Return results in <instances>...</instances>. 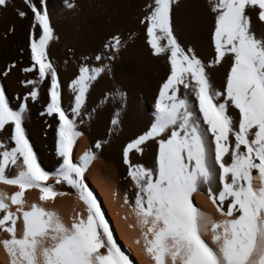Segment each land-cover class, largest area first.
Instances as JSON below:
<instances>
[{
  "label": "snow or ice",
  "instance_id": "1",
  "mask_svg": "<svg viewBox=\"0 0 264 264\" xmlns=\"http://www.w3.org/2000/svg\"><path fill=\"white\" fill-rule=\"evenodd\" d=\"M22 2L31 12L39 34L37 38L29 33L32 66L21 71H35L37 78L21 81L31 88L19 102L18 110L9 106L5 92L0 90V132L10 142H0V184L19 189L10 198L0 195V231L9 237L0 241V245L9 257V264H129L114 243L101 208L83 179L85 170L96 158L94 153L84 152L78 163L70 158L74 141L82 134L75 121L81 115L90 84L97 80L102 69L84 65L79 68L68 85L73 96L69 118L61 107L57 72L46 56V46L53 38L46 0ZM175 2L152 0L140 21L146 25L151 54H166L170 71L159 87L150 126L122 146L123 164L135 189L132 207L140 227L146 229L141 233L145 251L154 264H166V259L171 264H264V38H256L248 15L251 11L264 22V0H209L214 14L211 32L214 57L207 66L191 48L184 49L175 38L170 17ZM72 6L66 3V7ZM8 7L9 0H0V9ZM25 14L17 11L21 18ZM120 43L118 37H113L106 47L116 52ZM224 58L230 60V68L221 93L211 86L207 69ZM12 67L9 65L0 75H7ZM46 79L47 102L41 115L55 114L58 120L56 183L67 185L84 206V215L77 212L68 226L35 205L22 210L21 196L28 188H38L42 201L68 195L41 183L49 174L38 165L22 126L26 102L38 100L37 82ZM181 88L183 96L179 94ZM229 104L238 113V119L228 114ZM87 118L83 117L81 122ZM110 124V130H115L118 112ZM148 141L157 146L153 169L130 160V154L143 153L142 146ZM94 147L99 150L101 144L97 142ZM12 165L22 167L9 178L6 167ZM253 169L259 180L258 188L251 184ZM203 189H207L216 212L225 217L210 224L211 241L218 245L217 251L202 240L201 226L207 227L209 222L191 201L193 193ZM5 200L21 207L15 213L10 212ZM124 203H129L127 197ZM18 219L22 220L20 238L14 227ZM101 248L103 253L99 251Z\"/></svg>",
  "mask_w": 264,
  "mask_h": 264
},
{
  "label": "bare ground",
  "instance_id": "2",
  "mask_svg": "<svg viewBox=\"0 0 264 264\" xmlns=\"http://www.w3.org/2000/svg\"><path fill=\"white\" fill-rule=\"evenodd\" d=\"M32 2L37 3V0ZM66 3L73 6L66 7ZM151 3L152 0H46L53 31V38L46 46V56L57 72L61 107L69 118L73 96L68 85L78 75L79 68L84 65L89 69H102L97 80L90 84L81 115L75 121L77 130L82 134L74 141L70 158L73 163H78L84 152L94 153L96 158L85 170L83 179L101 208L114 243L128 258L129 264H154L145 251L146 245L141 233L146 229L142 230L133 210L135 189L122 160V146L150 126L159 87L170 71L166 54H151L147 45L146 25L140 23ZM18 10L26 13L23 18L17 15ZM248 15L256 38H264V22L259 21L251 11ZM170 17L173 34L181 47L191 48L207 66L214 57L211 44L214 14L210 11L209 0H176L171 5ZM30 31L38 38L39 28L34 25L31 12L22 0H9V7L6 10L0 9V72L9 65L13 67L7 75H0V90L5 92L13 110H18L19 102L31 88V85L26 86L21 81L37 78L35 71H21L32 66L28 48ZM113 37H118L121 42L116 52L106 47ZM229 68L230 60L224 58L220 64L207 69L210 84L216 91L223 93ZM48 87V79L37 82L38 100L33 102L29 99L26 102L22 126L38 165L49 174L48 179L41 183L51 186L57 193L66 192L68 195H57L42 201L38 188H28L25 190L30 192L21 196L22 210H30L35 205L45 212L53 213L68 226L77 212L84 215V206L67 185L56 183L54 173L59 161L55 155V129L58 120L55 114L41 115L47 102ZM117 92L118 96L115 95ZM179 94L184 95L182 88ZM189 101L192 102L191 97ZM117 112L119 124L115 130H110V120ZM228 114L238 119V113L230 104ZM83 117L88 118L81 122ZM0 142L10 143L3 132H0ZM97 142L101 144L99 150L94 147ZM142 147L143 153L130 154V160L133 164L153 169L157 146L154 141H148ZM21 167H6V175L14 177ZM251 175L252 186L258 188L255 169ZM217 187L218 179L213 184V190ZM17 191L19 189L15 186L0 184V195L10 198ZM125 197L129 200L128 204L124 203ZM191 201L209 222L207 227L201 226L202 240L213 251H217L218 245L211 241L210 224L225 217L216 212L207 196V189L193 193ZM5 203L8 204V211L13 213L17 207H21L12 205L10 200H5ZM14 227L17 238H20L22 220L18 219ZM8 238L7 233L0 231V241ZM47 244L45 241V246ZM101 250L104 252L103 248ZM0 264H9V257L2 245ZM166 264L171 262L166 259Z\"/></svg>",
  "mask_w": 264,
  "mask_h": 264
},
{
  "label": "rangeland",
  "instance_id": "3",
  "mask_svg": "<svg viewBox=\"0 0 264 264\" xmlns=\"http://www.w3.org/2000/svg\"><path fill=\"white\" fill-rule=\"evenodd\" d=\"M38 191H39V190H38ZM27 192H30V190H27V191L25 190L24 193H23L22 195L24 196ZM39 194H40V192H39ZM69 196H70V195H69ZM70 197H72V196H70ZM74 201H75V200H74ZM82 216H83V215H82ZM99 251H100L101 253H103V251H102L101 249H100Z\"/></svg>",
  "mask_w": 264,
  "mask_h": 264
}]
</instances>
